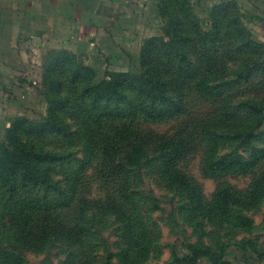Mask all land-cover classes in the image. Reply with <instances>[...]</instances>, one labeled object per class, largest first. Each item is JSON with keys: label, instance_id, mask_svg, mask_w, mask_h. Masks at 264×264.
<instances>
[{"label": "rangeland", "instance_id": "1", "mask_svg": "<svg viewBox=\"0 0 264 264\" xmlns=\"http://www.w3.org/2000/svg\"><path fill=\"white\" fill-rule=\"evenodd\" d=\"M47 3L0 0V264H264V0Z\"/></svg>", "mask_w": 264, "mask_h": 264}, {"label": "trees", "instance_id": "2", "mask_svg": "<svg viewBox=\"0 0 264 264\" xmlns=\"http://www.w3.org/2000/svg\"><path fill=\"white\" fill-rule=\"evenodd\" d=\"M8 158H9V163H6V166L9 167V169H6V171L7 173L10 174L9 177L12 180L14 178L13 177L14 169H17L18 167H23L26 163L21 162V161H24L23 158H18V156L16 155L14 156L8 155ZM29 161L31 162V159H29Z\"/></svg>", "mask_w": 264, "mask_h": 264}, {"label": "crops", "instance_id": "3", "mask_svg": "<svg viewBox=\"0 0 264 264\" xmlns=\"http://www.w3.org/2000/svg\"><path fill=\"white\" fill-rule=\"evenodd\" d=\"M51 1L52 0H23V2H24V9L25 8H29V5L31 7H33L35 5L38 6V3L41 4V3H44V2H48L46 4L47 6L54 7V4L55 3L57 4V2H58V0H56L55 3H52Z\"/></svg>", "mask_w": 264, "mask_h": 264}]
</instances>
